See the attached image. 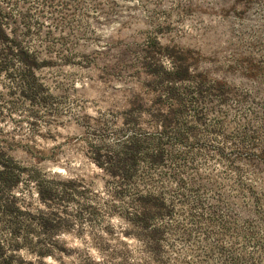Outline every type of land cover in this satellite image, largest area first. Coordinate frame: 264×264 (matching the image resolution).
Returning a JSON list of instances; mask_svg holds the SVG:
<instances>
[{
	"label": "rangeland",
	"instance_id": "obj_1",
	"mask_svg": "<svg viewBox=\"0 0 264 264\" xmlns=\"http://www.w3.org/2000/svg\"><path fill=\"white\" fill-rule=\"evenodd\" d=\"M0 264H264V0H0Z\"/></svg>",
	"mask_w": 264,
	"mask_h": 264
},
{
	"label": "trees",
	"instance_id": "obj_2",
	"mask_svg": "<svg viewBox=\"0 0 264 264\" xmlns=\"http://www.w3.org/2000/svg\"><path fill=\"white\" fill-rule=\"evenodd\" d=\"M0 34H1V35H3V34H4V33H3V31H2V29H0Z\"/></svg>",
	"mask_w": 264,
	"mask_h": 264
}]
</instances>
